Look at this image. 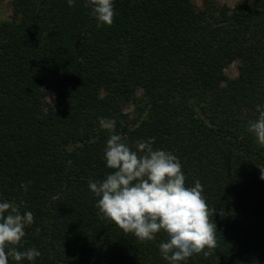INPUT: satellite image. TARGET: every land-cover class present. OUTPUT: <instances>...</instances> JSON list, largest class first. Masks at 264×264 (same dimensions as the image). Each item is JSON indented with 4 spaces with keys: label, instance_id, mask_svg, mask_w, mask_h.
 <instances>
[{
    "label": "trees",
    "instance_id": "16d2710c",
    "mask_svg": "<svg viewBox=\"0 0 264 264\" xmlns=\"http://www.w3.org/2000/svg\"><path fill=\"white\" fill-rule=\"evenodd\" d=\"M85 2L11 0L0 20V199L34 214L25 248L40 252L9 264H168L165 233L142 243L96 208L88 182L112 172L113 132L133 149L154 137L215 208L213 254L181 264H264V146L248 131L264 105V0H113L110 27Z\"/></svg>",
    "mask_w": 264,
    "mask_h": 264
},
{
    "label": "clouds",
    "instance_id": "9594fccd",
    "mask_svg": "<svg viewBox=\"0 0 264 264\" xmlns=\"http://www.w3.org/2000/svg\"><path fill=\"white\" fill-rule=\"evenodd\" d=\"M73 7L75 0H67ZM84 7L97 27L112 26L113 0H86ZM258 118L249 121L248 131L264 146V105H257ZM101 129L114 130V121L98 118ZM155 138L137 140L135 149L120 134L110 135L103 158L112 172L103 180L88 182L90 192L97 197L96 208L101 217L109 220L125 234H133L140 242L156 240L165 233L166 241L158 248L168 264H181L193 255L213 254L217 247V230L212 220L215 208L210 207L202 194L199 180L186 186V177L178 157L172 152L154 149ZM264 180V169H260ZM31 181L20 188L27 192ZM23 201L16 203L0 199V264L27 260L34 262L40 252L33 246L25 248L26 228L34 221ZM39 232V229L36 230Z\"/></svg>",
    "mask_w": 264,
    "mask_h": 264
},
{
    "label": "rangeland",
    "instance_id": "374dc122",
    "mask_svg": "<svg viewBox=\"0 0 264 264\" xmlns=\"http://www.w3.org/2000/svg\"><path fill=\"white\" fill-rule=\"evenodd\" d=\"M11 0H0V20L8 19L11 14V7H10ZM218 4H226L228 6H233L239 0H215ZM193 4L199 6L201 0H191ZM224 72L227 76L232 77L236 73V63L231 62L224 68ZM49 101V98H46Z\"/></svg>",
    "mask_w": 264,
    "mask_h": 264
}]
</instances>
